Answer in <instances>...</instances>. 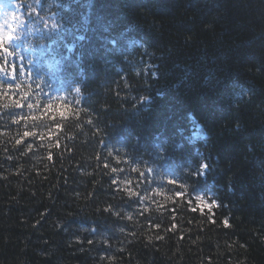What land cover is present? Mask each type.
<instances>
[{"label":"trees","instance_id":"trees-1","mask_svg":"<svg viewBox=\"0 0 264 264\" xmlns=\"http://www.w3.org/2000/svg\"><path fill=\"white\" fill-rule=\"evenodd\" d=\"M153 3L157 11L133 12L128 0H75L63 14L69 30L57 37L61 57L74 59L83 52L97 69L102 62L110 65L125 54L129 33L124 29L132 16L150 34V47L128 56L122 73L93 85L97 94L87 112L64 101L42 105L65 115L52 117L46 136L36 130L39 139L21 137L15 155L31 143L28 157H0V256L21 264H264V182L257 180L254 163L243 162L240 138H215L205 153L209 167L203 176L197 168L182 171L198 166L201 156L177 146L194 126L170 145L167 165L155 160L157 145L171 140L177 123L164 109L140 126L132 123L141 136L138 143L109 139L111 129L131 116L152 87V73L163 70L157 67L159 57L170 54L191 64L207 59L205 53L217 55L226 39L219 13L208 11L206 0L192 8L186 0H149L148 6ZM213 66L247 74L264 88L258 78L264 74L237 59ZM7 95L21 101L16 111H24L21 96L12 90ZM45 141L54 146L37 149ZM37 151L48 153L40 164L30 159ZM112 168L118 171L109 175ZM129 190L138 195L129 196Z\"/></svg>","mask_w":264,"mask_h":264},{"label":"clouds","instance_id":"clouds-1","mask_svg":"<svg viewBox=\"0 0 264 264\" xmlns=\"http://www.w3.org/2000/svg\"><path fill=\"white\" fill-rule=\"evenodd\" d=\"M148 2L128 0L133 12L144 8L158 10L156 3L148 6ZM74 3L75 0H0V127L8 129L0 132V157L8 160L28 157L31 143L24 145L20 155H15L21 137L32 133L35 139H39L36 130H39V136H46L45 129H51L52 117L65 115L64 112L42 108V105L64 101L87 112L95 103L97 92L93 85L105 82L108 76L122 73L123 61L128 56L150 47V34L142 31L146 28L132 16L131 23L124 29L129 33L122 49L125 54L110 65L102 62L97 69L86 60L83 52H77L74 59L59 56L55 49L57 37L69 30L63 14L70 11ZM200 3L201 0H186L190 8ZM206 3L208 11L219 13L221 35L226 38L222 41V50L215 56L205 53L207 59H197L191 64L173 59L170 54L159 57L157 67L163 70L152 73L154 83L145 90L146 95L141 97L139 106H134L131 116L113 127L108 136L118 145L124 139L136 144L141 136L132 130V123L140 126L154 111L164 109L170 117H176L177 123L171 140L162 142L155 149V160L160 165L169 163L170 145L176 143L191 125L195 131L190 137L183 136L177 146L193 148L201 159L198 166L192 165L182 171L197 168L203 176L209 167L205 153L212 150L215 138H240L243 162L245 165L254 163L257 180L264 182V88L258 87L247 74L224 73L223 69L213 66L237 59L249 69H255L257 74H264V0H206ZM68 49L75 52L74 45H68ZM16 67L18 71H15ZM136 74L139 75L138 70ZM162 76L166 78L162 79ZM258 78L264 79V75ZM10 90L21 96L24 111H16L21 101L7 95ZM42 111H47L48 115L42 117ZM177 112H180L179 116ZM250 130H260L261 134L253 137ZM9 145L13 150L11 154ZM53 146L51 141H45L38 144L37 149ZM107 154L112 156L113 152L109 150ZM47 158V152L41 154L37 151L30 159L40 164ZM84 174L91 175V172ZM0 264L21 262L0 256ZM239 264H245V261L241 260Z\"/></svg>","mask_w":264,"mask_h":264},{"label":"snow or ice","instance_id":"snow-or-ice-1","mask_svg":"<svg viewBox=\"0 0 264 264\" xmlns=\"http://www.w3.org/2000/svg\"><path fill=\"white\" fill-rule=\"evenodd\" d=\"M27 135L29 136V135H33V134L32 133H28ZM18 143H21V140L18 141ZM50 158L51 157L49 156V159ZM111 170H112V172H117L118 171L116 168H112ZM114 183H115V181H114ZM128 194H129V196H132V197H135V196L138 195V193H136L135 191H131V190H129ZM106 211H111V207H109L108 209H106ZM116 215H119V213H116ZM128 219H131V216H128ZM225 224H227V221H225ZM93 231H94V229H93ZM89 242L91 243V241H89Z\"/></svg>","mask_w":264,"mask_h":264}]
</instances>
